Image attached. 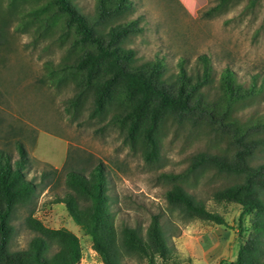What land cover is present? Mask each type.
I'll list each match as a JSON object with an SVG mask.
<instances>
[{
	"label": "rangeland",
	"instance_id": "374dc122",
	"mask_svg": "<svg viewBox=\"0 0 264 264\" xmlns=\"http://www.w3.org/2000/svg\"><path fill=\"white\" fill-rule=\"evenodd\" d=\"M72 1L90 18L95 15L97 0ZM131 1L132 7L111 19L106 30L111 24L128 20L141 28L123 42L126 48L133 49L137 62L158 57L164 60L169 74H177L181 59L189 69H196L201 66L199 56L206 54L213 67L208 86L212 97L218 93L222 70L229 67L245 85L255 79L257 86H262L261 93L237 106L236 115L247 121L264 114V0ZM8 2L0 0L3 9H7ZM43 14L39 12L40 18L33 21H29L30 13L15 17L7 27L6 42L0 43V149L8 151L13 160L19 158L17 141L27 150V176L35 178L39 185L35 216L49 228H66L80 238V264H105L65 203L57 202L67 191L68 162L86 171L101 162L108 175L110 206L119 238L123 225L138 227L145 235L152 216L159 215L172 252L170 264H221L234 260L240 244L236 224L241 205L217 200L214 194L240 178L207 167L185 181L196 201L225 218L227 224L222 225L192 216L171 203L166 192L172 184L162 176L184 171L202 151L231 154L228 141L208 127L169 121L157 132L159 160L146 161L144 136L136 133L135 139L130 138L113 119L112 106L102 117L91 118L88 98L82 109L67 112V102L77 91L76 85L72 81L61 87L41 83L45 63L59 64L66 56L74 58L94 48L78 44L82 37L75 28H56L55 21H46ZM108 64L103 62L93 82L109 73ZM142 128L141 123L137 131ZM263 162L264 150L258 151L253 163ZM50 170L56 171L55 176L43 179L42 172ZM27 213V208L17 211L14 250L27 248L33 236L25 225ZM253 232L250 227L246 236ZM121 264L165 262L159 256L151 262L139 253L123 251Z\"/></svg>",
	"mask_w": 264,
	"mask_h": 264
},
{
	"label": "trees",
	"instance_id": "16d2710c",
	"mask_svg": "<svg viewBox=\"0 0 264 264\" xmlns=\"http://www.w3.org/2000/svg\"><path fill=\"white\" fill-rule=\"evenodd\" d=\"M131 7V0H97L96 13L90 18L72 0H9L7 9L0 3V43L6 42L7 27L15 17L22 18L27 13L31 14L29 21L40 18L39 12L43 11L44 19L55 21L56 28H75L82 37L78 44L94 49L74 58L66 56L59 64L46 62L39 81L53 87L67 85L69 81L76 85L77 91L68 99L67 112L82 109L88 98L91 118L102 117L112 106L113 119L130 138L144 136L146 161L159 160L157 132L169 121L208 127L225 138L233 150L231 154L202 151L184 171L163 173L172 184L166 197L192 216L226 225L223 216L196 201L187 191L185 181L207 167L240 178L214 194L217 200L241 205L236 224L240 237L237 254L234 260L221 264H264V162L253 163L257 152L264 150V114L243 121L235 111L239 104L261 93L262 86H257L255 79L245 85L226 67L220 74L218 93L212 97L208 86L213 79V67L206 54L199 56L201 66L196 69H189L181 59L177 74H169L164 60L158 57L137 62L133 49L126 48L123 42L131 32L141 28L128 20L111 24L106 30L111 19ZM104 61H109V73L93 82ZM141 123L143 128L137 131ZM16 146L19 154L16 160L0 149V264H80V238L66 228H49L35 216L39 185L35 178L27 176L30 159L23 143L17 141ZM66 167L67 191L57 202L65 203L105 264H121L123 251L139 253L151 262L159 256L170 264L172 252L159 215L152 216L145 235L138 227L123 225L119 238L104 165L97 163L89 171L77 169L70 162ZM55 172L43 171L41 175L47 179L55 176ZM20 208L28 209L25 225L33 236L27 248L14 250L15 218ZM250 227L254 232L247 237Z\"/></svg>",
	"mask_w": 264,
	"mask_h": 264
}]
</instances>
